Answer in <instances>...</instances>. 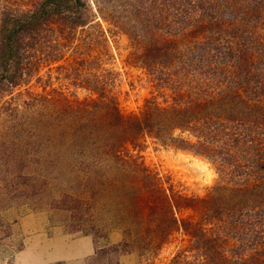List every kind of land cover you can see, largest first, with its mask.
Here are the masks:
<instances>
[{
	"label": "trees",
	"instance_id": "16d2710c",
	"mask_svg": "<svg viewBox=\"0 0 264 264\" xmlns=\"http://www.w3.org/2000/svg\"><path fill=\"white\" fill-rule=\"evenodd\" d=\"M152 1L140 57L146 66L157 65L161 83L174 84V91L186 71L197 73L187 85L188 93L177 92L163 103L152 98L140 114L122 113L107 97L70 104L69 114L78 115V121L56 155L70 154L80 160L79 172L105 179L103 187L86 191L108 195L112 201L115 227L125 230L117 250H125L132 241L149 255L183 233L194 241L192 251L201 253L205 264L213 263L209 248L211 256L221 254L218 262L229 264L232 256L222 249L238 235L236 243L253 250L237 256L238 263L264 264V0H191L188 7ZM79 3L44 0L34 12L5 19L0 30V82L14 86L22 77L28 55L19 36L23 30L50 14L74 10ZM196 10L201 14L191 17ZM226 14L230 20L224 19ZM246 18H252V27ZM184 63H190L186 70ZM176 65L178 80L173 78ZM145 136L212 160L220 178L209 195L190 196L170 177L140 162L130 148H137ZM54 166L66 173L62 164ZM252 211L251 220L243 219ZM189 213L192 216L184 217ZM178 261L176 257L174 263L181 264Z\"/></svg>",
	"mask_w": 264,
	"mask_h": 264
},
{
	"label": "rangeland",
	"instance_id": "374dc122",
	"mask_svg": "<svg viewBox=\"0 0 264 264\" xmlns=\"http://www.w3.org/2000/svg\"><path fill=\"white\" fill-rule=\"evenodd\" d=\"M169 1L188 7L191 0ZM43 2L0 0V30L5 19L34 12ZM153 3L80 0L74 10L50 14L19 35L28 53L22 77L14 86L0 82V264H42L55 232L68 240L91 238L96 255L89 264H124L126 257L131 258L127 264H175L176 257L181 264H205L201 253L192 251L194 241L183 233L149 255L132 241L125 250H117L125 230L115 227L112 201L108 195L86 191L103 187L105 179L93 172H79L80 160L71 159L70 154L56 155L61 142H69L68 132L78 121V115L69 114L70 104L107 97L116 101L122 113L140 114L152 98L163 103L177 92L188 93L187 85L197 73L188 75L186 71L174 91V84L161 83L163 74L157 65L146 66L140 57L146 45V15L152 12L147 10ZM190 14L195 17L201 13L196 10ZM228 16L224 19L230 20ZM246 23L254 25L252 18H246ZM189 65L184 63V70ZM176 67L175 74L180 71ZM138 144L130 148L131 153L161 177H170L190 196H208L219 181V171L208 158L164 146L151 137L141 138ZM55 163L62 164L66 173L62 174ZM121 198L126 201L128 195L123 193ZM253 213L243 219L251 220ZM189 216L192 214L184 215ZM239 237L232 236L229 247L222 249L232 256L229 264H239L237 256L253 252L236 243ZM208 251L212 264H224L216 257L222 258L221 254L211 256L213 250Z\"/></svg>",
	"mask_w": 264,
	"mask_h": 264
},
{
	"label": "crops",
	"instance_id": "0c3cea01",
	"mask_svg": "<svg viewBox=\"0 0 264 264\" xmlns=\"http://www.w3.org/2000/svg\"><path fill=\"white\" fill-rule=\"evenodd\" d=\"M52 241L53 244L47 245L46 253L40 260L42 264H89L90 259L96 255L94 241L89 237L68 240L62 233L55 232ZM130 261L129 257L123 260L124 264Z\"/></svg>",
	"mask_w": 264,
	"mask_h": 264
}]
</instances>
